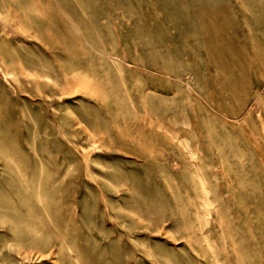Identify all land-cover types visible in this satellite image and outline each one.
Listing matches in <instances>:
<instances>
[{
  "label": "rangeland",
  "instance_id": "rangeland-1",
  "mask_svg": "<svg viewBox=\"0 0 264 264\" xmlns=\"http://www.w3.org/2000/svg\"><path fill=\"white\" fill-rule=\"evenodd\" d=\"M0 264H264V0H0Z\"/></svg>",
  "mask_w": 264,
  "mask_h": 264
}]
</instances>
